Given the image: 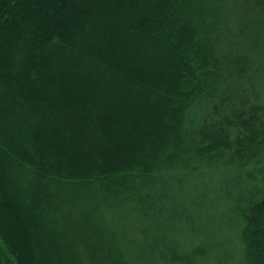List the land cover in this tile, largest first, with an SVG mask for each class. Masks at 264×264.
<instances>
[{"label":"trees","instance_id":"1","mask_svg":"<svg viewBox=\"0 0 264 264\" xmlns=\"http://www.w3.org/2000/svg\"><path fill=\"white\" fill-rule=\"evenodd\" d=\"M0 264H264V0H0Z\"/></svg>","mask_w":264,"mask_h":264},{"label":"rangeland","instance_id":"2","mask_svg":"<svg viewBox=\"0 0 264 264\" xmlns=\"http://www.w3.org/2000/svg\"><path fill=\"white\" fill-rule=\"evenodd\" d=\"M108 219L110 221H114L112 219V217L109 215L108 216ZM126 224L127 221H123V224ZM118 225H120V223L117 222ZM126 235L128 236V242L130 243L129 246H130V249L132 250H137V249H141L142 247L146 248L147 249V245L146 243H148L149 241L143 236V235H138L133 237V235H130L129 232H127L126 230ZM234 232L232 234V236H230L229 238L226 237V244H228V250L226 251H222L223 253L227 254V256H232L233 254L236 253V250L235 248L237 247L238 251L241 250V245H240V242H239V239L237 238H234Z\"/></svg>","mask_w":264,"mask_h":264}]
</instances>
